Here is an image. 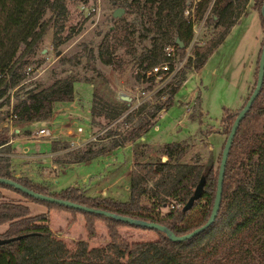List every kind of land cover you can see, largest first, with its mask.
<instances>
[{
	"label": "trees",
	"instance_id": "1",
	"mask_svg": "<svg viewBox=\"0 0 264 264\" xmlns=\"http://www.w3.org/2000/svg\"><path fill=\"white\" fill-rule=\"evenodd\" d=\"M138 1L136 0V4ZM247 1L197 0L193 8L194 18L202 19L207 11V17L204 19H209L216 27H222V30L217 37L210 38L199 49L194 48L193 61L188 59L182 74L191 63L194 70L204 64L207 56L220 44L234 24L237 16L235 10H240ZM263 1L254 0L252 4V8L256 9L262 32ZM110 2L114 3L115 0ZM184 3L185 0H141L140 5L143 14L156 26V31L160 29L163 21L172 24L174 38L167 39L165 33L161 36L168 40L166 43L169 42L168 44L174 47L178 58H181L192 39L191 23L182 16ZM119 5L125 13L134 12L131 10L134 0H131V3L120 1ZM60 9L64 10L61 0H0V98L8 88L18 84L19 64L16 66V63H20L23 55L41 40L48 27L44 19L46 13ZM118 23H124L123 19H119ZM116 32H108L101 37L97 45V57L101 64L121 70L122 59L111 57V52L108 51L110 41H116L122 36L117 28ZM155 49L152 45L147 51L137 55L138 61H145V68L156 63ZM73 82L72 78H62L45 90L14 93V101L10 106V113L9 110L6 111L7 115L11 114L14 122L45 120L55 103L72 101ZM174 92L175 88H171L161 102L145 110L144 114L138 117L137 123L118 140H114L109 149L141 138L154 125L156 112L171 104ZM5 101L8 102V96ZM239 109L223 108L217 126L205 131L206 135L212 132L223 135L221 149ZM91 115L97 116L99 112H94L92 108ZM177 147L175 142L166 143L163 154L172 157ZM101 152L102 150L95 153L98 155ZM95 153L87 155L90 154L88 148L86 154L77 156L75 160H88ZM220 153L221 150L206 166L195 163L172 164L166 160L134 163L129 174V196L125 201L86 196L79 187L74 186L48 191L43 183L32 182L26 177H14L9 170V148L0 151V178L10 179L34 192L56 199L115 215L156 222L179 236L201 226L210 214ZM201 177L203 184L198 197L188 209L182 210ZM2 189L11 190L31 202L44 206L45 211L29 215L28 207L22 202L3 200ZM143 200L148 202V206L143 205ZM177 203L179 206L175 207ZM163 206L167 209L160 213ZM49 211L67 215V225L73 224L80 217L87 239L96 236V223L100 222L106 229L108 242L102 248H88L86 241L79 240L74 243L73 248L66 247L49 228ZM3 224L6 227L0 238L12 240L0 244V264H264V71L261 87L248 111L239 121L228 150L216 216L212 223L198 234L180 242H173L161 231L38 200L0 183V225ZM121 227L152 231L157 235V239L128 241L119 234Z\"/></svg>",
	"mask_w": 264,
	"mask_h": 264
},
{
	"label": "rangeland",
	"instance_id": "2",
	"mask_svg": "<svg viewBox=\"0 0 264 264\" xmlns=\"http://www.w3.org/2000/svg\"><path fill=\"white\" fill-rule=\"evenodd\" d=\"M120 1L131 3V0H115L114 3L110 0H61L64 10L46 13L44 19L48 27L41 40L23 55L20 63H16V66L19 64L18 84L8 88L0 98V151L9 148V168L13 166L10 165L11 158L17 153L24 155V158L37 163L38 166L34 164V168L41 171L32 180L44 183L50 191L71 186L77 177L76 173L89 172L94 175L86 180V186L95 189L98 194L106 184H99L98 180H91L92 177L97 176L100 179L101 176L103 180H107V184L114 176L119 177L116 190L107 188L110 184L105 187L110 195L113 193V198L109 194L96 197L124 201L129 196L126 187L129 185V176L126 171L129 167L132 169L136 160L142 161L139 163L166 160L172 164L208 165L220 152L224 137L215 132L206 135L205 131L217 126L223 108L239 109L254 87L253 72L263 36L256 9L252 8L254 0H248L240 10H235L237 16L234 24L220 44L207 56L204 64L194 70L191 63L182 74L188 59L193 61L194 48L199 49L210 38L217 37L222 30V27H216L209 19H204L207 11L202 19L196 20L193 8L197 0H185L182 16L191 23L192 39L181 58H177L182 61L181 66L164 92L165 98L168 91L175 88L171 105L164 108L165 112L160 118L155 117L154 125L141 138L109 149L114 140H118L137 123L138 117L145 110L162 101L155 98L143 107L131 110L134 100L130 95L138 86V77L146 66L145 61H138L137 55L154 45L156 63L160 62L163 59V47L170 45L161 34L165 33L167 39L174 38L173 26L167 21H163L160 29L156 31V26L141 10V0L138 4L134 0L131 9L134 12L125 13L122 8L123 13L119 17H112V11L121 8ZM121 18L124 22L122 24L118 23ZM116 28L122 36L116 41H110L108 51L111 52V57L122 59L121 70L101 64L97 57V45L101 37L108 32L117 33ZM173 64L174 62L172 67ZM62 78L74 80L72 91L76 110L57 108V104H54L45 120L34 121L37 124H21L9 120L6 111L14 101V93L45 90ZM6 96L8 102L5 101ZM125 97L126 100L123 99ZM92 108L99 115L92 116ZM42 123L48 135L37 137L36 129ZM73 123H77L82 131L69 135L67 130L73 127ZM46 140L51 145V155L44 153L47 151ZM171 142L177 143L178 147L172 157H167L163 154L164 146ZM24 145L28 148L27 153L31 155L25 154ZM88 148L89 156L102 150L98 155L95 153L91 157L93 159L115 150L103 161L117 162L118 175H111L112 170H115L113 168L102 170L105 164L102 160L98 162L99 159L76 173L69 170L68 165L79 162L75 159L86 154ZM128 154L132 157H128ZM39 158H47L49 162L39 163ZM1 195L3 200L25 204L29 215L45 211L44 206L11 190L2 189ZM143 205L148 206V202L143 200ZM166 209L163 206L160 213ZM67 222V215L49 211L50 230L68 248H73L74 243L79 240L86 241L88 248H102L108 242L106 229L100 222L96 223V236L91 239L86 238L80 217L71 225H67ZM5 226L0 225V234ZM118 231L128 241L157 239L152 231L129 227H121Z\"/></svg>",
	"mask_w": 264,
	"mask_h": 264
},
{
	"label": "water",
	"instance_id": "3",
	"mask_svg": "<svg viewBox=\"0 0 264 264\" xmlns=\"http://www.w3.org/2000/svg\"><path fill=\"white\" fill-rule=\"evenodd\" d=\"M122 13H123L122 8H115L112 11L111 15H112V17L117 18ZM261 14L264 18V1L261 5ZM175 41L177 42V39ZM179 45L181 46V43ZM263 71H264V25H263V37H262V41H261V47H260V52H259V57H258V62H257V72H256V77H255V84H254V87H253L251 93L249 94L247 100L242 105V107L238 110V112H237V114H236L235 118L233 119V122L230 126L229 132L225 137V141H224L222 149H221L219 163H218L216 188H215V193H214V198H213V203H212V207L210 210V214H209L207 220L201 226L194 228L189 233L177 236V235H174L172 232H170L166 227H164V226H162L156 222L143 221V220L133 219V218L126 217V216L115 215V214H112V213H109V212H106L103 210L85 207V206H82V205L77 204V203H72L70 201H66V200H62V199H56V198H53V197L48 196V195H43V194L34 192V191L20 185L19 183H16V182L10 180V179L0 178V183L9 185V186L13 187L14 189L26 194L27 196H30V197L38 199V200H42V201H46L49 203H54V204L66 206L69 208L85 211L88 213L99 214V215H102V216L107 217V218H111V219H114L117 221H121V222H125L128 224H133L136 226L144 227L147 229H154L157 231H161L166 235V237L170 241H173V242H180V241L189 239L190 237L198 234L199 232L203 231L206 227H208L212 223V221L214 220V218L216 216L218 206H219V201H220L221 181H222V176H223V171H224V166H225V161L227 158L228 150H229L233 135L235 133V130L238 126L239 121L242 119L244 114L248 111L252 101L256 97V95H257V93L261 87L262 79H263ZM123 99L126 100L127 98L125 97ZM202 184H203V177H201L199 179V181L197 182L196 186L193 189L192 195L185 202V204L182 207V210L188 209L190 207V205L192 204L193 200H195L198 197L200 190L202 188ZM10 240H12V238H9V239L0 238V244H4Z\"/></svg>",
	"mask_w": 264,
	"mask_h": 264
},
{
	"label": "built area",
	"instance_id": "4",
	"mask_svg": "<svg viewBox=\"0 0 264 264\" xmlns=\"http://www.w3.org/2000/svg\"><path fill=\"white\" fill-rule=\"evenodd\" d=\"M163 59L160 62L152 64L147 68L143 69L141 74L138 77V86L134 88V93L131 94L134 102L132 103L131 110H136L143 107L145 104L151 102L153 99L163 100L164 92L168 87L171 79L176 75L177 69L181 66V62L177 58L174 47L172 45H166L163 47ZM172 62H174L172 67ZM186 107V106H185ZM187 108V107H186ZM164 112V108H160L155 117H161ZM10 113V109H9ZM9 120H12V115L10 114ZM32 124H37V122H31ZM40 128L36 129V136L43 137L48 134L45 131V127L42 124H39ZM82 131V128L73 123L72 128H68L67 133L73 135V133H79ZM174 206L173 204L171 205ZM179 204H175V207H178Z\"/></svg>",
	"mask_w": 264,
	"mask_h": 264
},
{
	"label": "crops",
	"instance_id": "5",
	"mask_svg": "<svg viewBox=\"0 0 264 264\" xmlns=\"http://www.w3.org/2000/svg\"><path fill=\"white\" fill-rule=\"evenodd\" d=\"M73 103H74V98L72 99V101H70V102H57V103H55V104H57V108H69V109H71V110H73V108H74V110H76V105L74 106L73 105ZM171 105V104H170ZM172 105H173V103H172ZM164 112H165V110H164ZM19 123H21V124H29V123H31V122H19ZM29 141V140H28ZM47 141V146H46V152H44L45 154H53V152H51V149H50V143H49V141L48 140H46ZM26 142V140L24 141V143ZM27 146L26 145H24L23 146V150H25L24 152H25V154H28L27 153ZM115 150H113V151H111V152H108V153H106V154H104V155H99V156H97V157H95L94 159L93 158H91L92 160H85V161H79V162H77V163H72V164H70V165H68V169L69 170H74L75 171V173L77 172V171H79V170H81L83 167H87V166H89L90 165V163H92V162H95V160H97V159H99V161L98 162H101V160H102V162H104V167L102 168V170L104 169V170H106V169H108V168H113V169H115V170H112V174L111 175H118L117 174V172L119 171V165H118V163L117 162H114V161H111V162H107V161H103V159L104 158H106L107 157V155H111V154H113V152H114ZM17 152V151H16ZM34 154H36V153H34ZM38 154V153H37ZM28 155H31V154H28ZM24 155H21V154H19V153H17L13 158H11V163H10V165H13L12 167H10L9 168V170H10V172H11V175L12 176H14V177H26L27 179H29L30 181H32V182H34L33 180L38 176V174L41 172L39 169H36V168H34V166L37 164V163H35L34 161H31V159H26V158H24L23 157ZM41 157H42V155H40ZM101 156H102V158H101ZM128 157L129 156H131V155H127ZM100 157V158H99ZM132 157V156H131ZM134 158H135V152H134ZM37 162H39V163H41V162H49L48 161V159L47 158H44V159H38V161ZM74 162V161H73ZM134 162H142L141 160H136V161H134ZM35 164V165H34ZM36 166H38V165H36ZM129 167V166H128ZM130 167L128 168V170L126 171V175H128L129 176V173H130ZM23 173V174H22ZM89 172H84V173H82V174H77L76 173V176L77 177H75V181L73 182V180H72V182H73V184H71V186H74V187H79V188H81V190L83 191V193L86 195V196H90V197H96V196H98V195H103V194H105V195H108L109 197H112L113 198V193L110 195V193H108V191H106V188L105 187H107V185L108 184H110L107 188H109V189H114V190H116V184H117V182H118V180H119V177H113V179L111 180L110 179V182H108V184L105 182V181H107V180H103V177H101L100 176V179H99V177H92L91 178V180H98L97 182L99 183V184H102V185H105L106 184V186H103L102 187V191L98 194V193H96L97 191L95 190V189H92V188H90V187H87L86 186V180L90 177V176H92V175H94V173L93 174H90ZM32 178H33V180H32ZM41 183V182H40ZM44 184V183H43ZM45 185V184H44ZM46 186V185H45ZM47 187V186H46ZM126 187H128V184L126 185ZM48 191H50L49 189H48ZM110 199V198H109ZM112 200V199H111ZM126 200V199H125ZM124 200V201H125ZM113 201H116V200H113ZM6 227V226H5Z\"/></svg>",
	"mask_w": 264,
	"mask_h": 264
}]
</instances>
